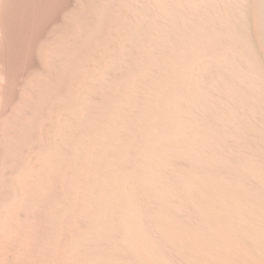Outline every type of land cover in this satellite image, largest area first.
I'll return each mask as SVG.
<instances>
[{
	"label": "bare ground",
	"instance_id": "bare-ground-1",
	"mask_svg": "<svg viewBox=\"0 0 264 264\" xmlns=\"http://www.w3.org/2000/svg\"><path fill=\"white\" fill-rule=\"evenodd\" d=\"M78 1L3 118L0 264H264V0Z\"/></svg>",
	"mask_w": 264,
	"mask_h": 264
},
{
	"label": "rangeland",
	"instance_id": "rangeland-1",
	"mask_svg": "<svg viewBox=\"0 0 264 264\" xmlns=\"http://www.w3.org/2000/svg\"><path fill=\"white\" fill-rule=\"evenodd\" d=\"M75 1L77 2L78 5L76 4ZM0 6H1L0 27L2 28V29L0 28V33H1L0 34V136H1L3 133V123L7 118L12 116L13 114L12 112L14 111L13 108L15 107V105L19 100V96H20L19 93L22 90V85L24 81L28 78L27 76H30L31 73L34 72V69L36 68L35 66L38 64L37 62L39 60L37 57L38 56L37 50L40 43L42 42V40H44L47 37L46 35L49 34L47 32L50 31V29L52 30L56 25H57V30L63 27L68 17V15L66 14H68V12L70 13L74 8L76 9V7H78L79 1L78 0H0ZM29 8H31L32 10ZM28 12L30 13V15ZM21 13L23 16L21 15ZM27 13L29 16H27ZM51 26H53V28ZM21 39L23 40L21 41ZM31 68L33 70H30Z\"/></svg>",
	"mask_w": 264,
	"mask_h": 264
}]
</instances>
